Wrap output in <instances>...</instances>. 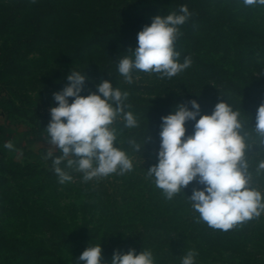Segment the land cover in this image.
<instances>
[{"label":"trees","instance_id":"16d2710c","mask_svg":"<svg viewBox=\"0 0 264 264\" xmlns=\"http://www.w3.org/2000/svg\"><path fill=\"white\" fill-rule=\"evenodd\" d=\"M191 16L175 41L179 62L189 68L172 78L133 70L127 83L118 60L137 46V34L156 16ZM71 71L85 74L81 95L97 92L104 80L129 93L125 102L138 127H113L117 143L133 162L114 180H83V173L61 184L52 165L19 161L0 153V264H85L79 257L101 245V264L115 251L153 253L154 264H181L195 250V264H264V212L223 231L200 219L189 198L204 185L193 181L172 199L156 187L147 170L158 163L161 118L184 104L201 115L227 102L240 111L253 146L246 152L252 187L264 197V147L255 133V116L264 103V5L243 0H0V122L23 121L36 135L46 134L53 93L70 82ZM73 98H69V103ZM199 119V116L197 117ZM195 121H187L186 136ZM44 137V139L46 140ZM141 146L136 152L134 145ZM58 149L54 156H60ZM110 183L112 187L110 186Z\"/></svg>","mask_w":264,"mask_h":264},{"label":"clouds","instance_id":"9594fccd","mask_svg":"<svg viewBox=\"0 0 264 264\" xmlns=\"http://www.w3.org/2000/svg\"><path fill=\"white\" fill-rule=\"evenodd\" d=\"M243 3L264 5V0H243ZM179 13L156 16L138 32L137 46L128 49L134 58L125 56L118 60V72L127 83L133 82V70L157 73L163 79L190 67L188 57L179 62L180 52L174 44L182 35L179 26L191 13L187 5L180 6ZM67 80L70 83L62 91L53 93L58 106L50 109L51 120L46 128L48 143L62 152L54 156L49 150L46 156L52 160L59 182L72 180L60 167L65 159L67 168L83 173L84 181L131 171L132 160L114 146L117 130L113 127L120 117L125 128L139 126L133 113L125 111L130 107L125 103L129 93L104 80L96 86L97 92L84 96L81 92L85 74L71 71ZM69 98H73L71 103ZM189 103L193 110L179 104L172 114L161 118L158 163L147 170V175L154 178L156 187L167 199H172L193 181L204 185L203 190L194 188L188 197L192 207L209 227L226 232L264 212V197L252 187V173L246 158L253 144L248 142L250 134L244 130L240 111L227 102L217 103L211 115H201L196 100ZM255 120L254 131L260 138V146L264 147V103L258 107ZM187 121H195L194 133L189 136H186ZM130 143L136 152L141 149L135 141ZM5 147L12 149V142H7ZM261 171H264V160L258 165L257 172ZM197 255L195 250L188 251L181 264H195ZM79 260L85 264H101V245L86 248ZM110 264H154V257L150 250L139 254L135 249L127 253L115 251Z\"/></svg>","mask_w":264,"mask_h":264},{"label":"rangeland","instance_id":"374dc122","mask_svg":"<svg viewBox=\"0 0 264 264\" xmlns=\"http://www.w3.org/2000/svg\"><path fill=\"white\" fill-rule=\"evenodd\" d=\"M44 137L46 138V134L36 135L32 133L27 124L21 120L11 122L2 120L0 122V153H6L19 161L40 160L47 165H52V160L46 158L47 152L52 150L55 153L58 148L51 146L47 138L45 140ZM9 141L13 144L12 149L5 147V144ZM95 179L112 182L114 176L111 174L107 177L93 178L92 180ZM110 186L112 187L111 183Z\"/></svg>","mask_w":264,"mask_h":264}]
</instances>
